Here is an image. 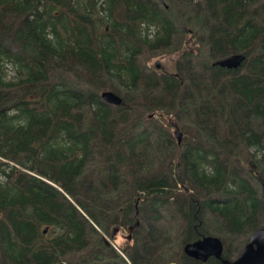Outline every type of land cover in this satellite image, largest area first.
I'll return each mask as SVG.
<instances>
[{
    "label": "trees",
    "instance_id": "1",
    "mask_svg": "<svg viewBox=\"0 0 264 264\" xmlns=\"http://www.w3.org/2000/svg\"><path fill=\"white\" fill-rule=\"evenodd\" d=\"M263 193L264 0H0V264H218Z\"/></svg>",
    "mask_w": 264,
    "mask_h": 264
},
{
    "label": "water",
    "instance_id": "2",
    "mask_svg": "<svg viewBox=\"0 0 264 264\" xmlns=\"http://www.w3.org/2000/svg\"><path fill=\"white\" fill-rule=\"evenodd\" d=\"M244 56L242 52H232L213 60L212 63L226 68H235L240 64ZM100 96L113 104L121 102V96L112 89L101 90ZM179 133L177 132L178 141ZM262 201L264 207V193ZM116 229L114 228L113 232ZM182 249L187 255L200 260H205L212 255L218 260V264H264V224L248 235L247 240L233 258H227L222 255V243L216 235L208 234L187 241L183 244Z\"/></svg>",
    "mask_w": 264,
    "mask_h": 264
},
{
    "label": "rangeland",
    "instance_id": "3",
    "mask_svg": "<svg viewBox=\"0 0 264 264\" xmlns=\"http://www.w3.org/2000/svg\"><path fill=\"white\" fill-rule=\"evenodd\" d=\"M151 60H153V59H151ZM160 60H161V62H164L163 63V66L165 65V67L167 69H171V66H172V63H173V60H172L171 57H161ZM168 118H169V122L172 123L171 126H170L171 130L172 131L173 130L175 131V129H176L177 132H180L179 133V138H182V136H183V130L180 128V125L177 124L176 128H174L175 123H173V118L172 117H168ZM176 136H177V134H176ZM43 231H45V229ZM126 234L129 235V233L127 232V230H125L123 228H120L119 231L114 235L113 241L115 242V244L117 246H118V244H123V242L126 241V239H125ZM105 237L107 239H109L106 235H105ZM127 240H129V238ZM171 264H173V263H171Z\"/></svg>",
    "mask_w": 264,
    "mask_h": 264
}]
</instances>
